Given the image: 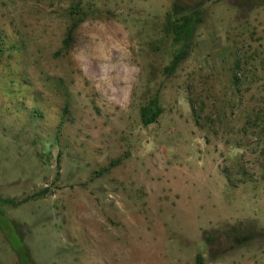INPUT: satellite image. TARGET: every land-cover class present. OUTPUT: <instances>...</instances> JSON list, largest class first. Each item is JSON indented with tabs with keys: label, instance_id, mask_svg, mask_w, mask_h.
<instances>
[{
	"label": "rangeland",
	"instance_id": "374dc122",
	"mask_svg": "<svg viewBox=\"0 0 264 264\" xmlns=\"http://www.w3.org/2000/svg\"><path fill=\"white\" fill-rule=\"evenodd\" d=\"M175 1L0 0V264H264V0H184L168 75Z\"/></svg>",
	"mask_w": 264,
	"mask_h": 264
},
{
	"label": "trees",
	"instance_id": "16d2710c",
	"mask_svg": "<svg viewBox=\"0 0 264 264\" xmlns=\"http://www.w3.org/2000/svg\"><path fill=\"white\" fill-rule=\"evenodd\" d=\"M76 12L73 15H76L74 21L68 27L67 30V40L65 41L66 45L70 44L73 40V36L77 28L84 22V18L81 17L83 14L79 7L75 8ZM169 32L173 37V42L175 44H181V48L175 53L173 59L168 67H166V72L168 75H172L177 72L180 65L190 57L191 53V42L197 32V29L203 23V11L200 9H196L192 7L189 3H186L184 0H176L172 6V10L169 14ZM234 74H233V86L240 90L241 87V76L240 73L243 71V65L240 60L235 61L234 65ZM191 106L193 115L195 118V123L197 126L201 125L202 117L200 116L198 110L196 109L195 102L191 99ZM162 114V108L159 104V99L156 97L151 100L147 105L141 108L140 116L141 121L144 126H149L155 124L159 117ZM211 121V119H207ZM227 179L230 183H233L234 180L230 176L228 171H225ZM243 176L242 181L240 183H246L250 179L246 177L245 170L240 173ZM237 184V183H236ZM239 184V182H238ZM0 204L8 205V206H18L20 202H17L12 199H3L0 196ZM0 228L6 235V227L14 226V223L7 219L1 212H0ZM7 236V235H6ZM8 238V237H7ZM9 239V238H8ZM10 243L12 245L13 250L18 254L20 264H32V259L26 256V253L23 251L22 247L16 245L11 239ZM197 264H205L204 258L199 255L197 257Z\"/></svg>",
	"mask_w": 264,
	"mask_h": 264
}]
</instances>
